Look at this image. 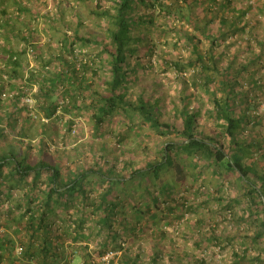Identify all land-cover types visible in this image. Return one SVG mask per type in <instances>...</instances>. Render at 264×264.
Wrapping results in <instances>:
<instances>
[{"label":"trees","instance_id":"obj_1","mask_svg":"<svg viewBox=\"0 0 264 264\" xmlns=\"http://www.w3.org/2000/svg\"><path fill=\"white\" fill-rule=\"evenodd\" d=\"M4 1L0 0V12ZM251 1L107 0V6L102 0L91 14L104 22L105 32L86 36L79 28L70 30L67 10L61 8L68 0H59L55 14L50 11L47 16L49 28L59 32L45 45L32 29L18 46L21 33L0 20V103L24 110L22 116L32 122L0 123V264H225L198 258L195 249L201 255L217 249L222 256L231 249L228 264H264V171L254 160L264 159V135L256 130L264 117L254 115L259 109L253 102L259 94L252 83L256 73L250 64L235 68L239 55L228 58L221 50L243 42L248 50L254 47L258 39L254 29L246 33L251 25L248 15H264V0L253 6ZM72 10L82 27L78 12ZM62 23L64 31L58 28ZM169 34L183 38L188 55L166 58L180 82L181 105H174L165 121L166 99L159 93V82L135 95L132 88L140 80L137 74L149 68L145 57L156 53L159 44H167ZM204 43L207 48L202 49ZM91 46L101 49L93 57L87 54ZM31 49L34 56L29 58ZM142 50L135 64L128 61ZM26 57L36 65L29 66ZM192 87L211 97L206 113L213 117L214 134L203 129V109L191 107ZM11 92L16 94L2 98ZM29 96L35 101V119L23 101ZM79 114L93 122V140L86 143L93 153L84 167L68 152H50L48 147V140L53 142L62 131L67 141ZM61 116L69 118L62 126ZM117 122L127 128L117 131ZM33 126L36 129L30 131ZM145 126L151 131L149 138L155 134L166 140L157 152L139 142L145 145L143 151L156 153L153 160L125 147L129 133L141 139L137 131ZM16 128L14 141L9 135ZM112 135L115 146L109 147L107 138ZM36 138L39 143L33 146ZM94 138L101 139L98 145ZM120 152L128 155L122 165ZM31 153L37 155L34 162ZM207 173L216 178L227 174L240 182V198L228 199L225 209L231 212L232 204L248 201L247 220L257 230L226 236L212 227L206 230L211 222L206 216L186 219L214 199L211 189L204 188ZM190 175L194 181L201 179L197 193ZM180 225L178 235L168 229ZM184 228L188 231L180 234ZM178 236L184 245L177 243ZM251 248L257 254H251ZM110 252L113 259L105 262Z\"/></svg>","mask_w":264,"mask_h":264},{"label":"rangeland","instance_id":"obj_2","mask_svg":"<svg viewBox=\"0 0 264 264\" xmlns=\"http://www.w3.org/2000/svg\"><path fill=\"white\" fill-rule=\"evenodd\" d=\"M51 2L53 1L54 3V7H52V10L50 12L51 14H55L56 12V3L59 0H50ZM63 2V0H61ZM66 1V0H64ZM102 1V0H100ZM99 0H93V2L91 3H84L77 1V0H68V3L63 4V6L61 5V8H64L66 11V15H65V20L69 23L70 25V30L73 32L75 31L77 28L80 29V33L83 35H90L91 33H96V35H101L103 34L104 31V22L101 21L100 18H98L97 16H94L93 14H91L94 9L96 8V6L99 4L100 2ZM263 0H252L251 1V5H255L256 3L260 4V2H262ZM109 2V1H108ZM71 3V4H70ZM243 4V3H242ZM103 5H109V3H107V0H103ZM49 6V5H48ZM76 9V11L79 14L80 17V22L82 23V27L79 26L78 21L76 20V18H74V10L72 9ZM263 14H261L262 16ZM264 18V15H263ZM251 19V26L256 25V27H258L259 23L264 24V21L258 20L256 19L254 16H250ZM38 21V26L41 28L40 30H38V34L39 36L44 39V42L49 41L50 38H52L54 35H56V33L59 32V30H52L49 28V23H47V21L44 23L46 25H48L46 27V25H41L39 19H37ZM65 25V24H64ZM63 23L61 26H59L58 28L60 30L64 31V27ZM260 27V25H259ZM263 30V29H262ZM66 31V30H65ZM254 34H259V32L257 31ZM249 35V33L247 34ZM45 36V37H44ZM168 42L167 44H159V47L156 51V53H154L152 56H146L145 60L146 63L148 65L149 68H147L146 71H140L137 75L139 77L140 80H138V82L136 83L137 85L132 88L134 95L139 93V90L142 87H145L146 90H148L151 87V84L155 81L159 82V86H160V90L159 93H161L162 97H165L166 101L165 103V121L169 120L170 118L169 115L173 113V106H177L180 107L181 103H180V82H178L177 78V74L176 72L170 68V65L166 63V58H174V59H178L181 57H187L188 55V51L186 49V47L183 45V38L180 39L181 37H175L173 34H169L168 36ZM262 42H264V37L260 38ZM240 40V37H238V41ZM182 41V42H181ZM232 38H228L227 42H231ZM246 44V43H245ZM243 45V44H242ZM242 45L236 44L234 43L233 45H229L225 48H222L221 46V50L224 49L226 51V53L229 55L227 56L228 58H230V56H234V55H239V57L237 58V60L235 61L234 67L237 68L240 65H248L250 64L249 68L252 67L251 61H252V57H254L255 52H254V47L252 48V50H248L246 49V47H242ZM18 46H20V43L18 44ZM232 46V47H231ZM19 48V47H18ZM202 49L207 48L206 43H204L201 46ZM220 49V48H219ZM100 47L99 46H91V48H88V55L93 57L94 54L98 53L100 51ZM145 50H142L139 53H136L134 55V57H130L128 59V61L132 62L133 64H135L137 58L139 57H143V53ZM164 51L163 55H160L162 52ZM162 56L163 58H161L160 56ZM252 56V57H251ZM148 57V58H147ZM233 58V57H232ZM231 58V59H232ZM152 64V66L150 65V63ZM33 63V62H32ZM229 62L227 61L225 63V66L228 64ZM33 65V64H32ZM151 66V67H150ZM191 73H189L188 75H190ZM131 78H133L131 76ZM147 92V91H146ZM149 93V92H148ZM190 93L195 94V96L192 97V101H191V107L193 106H197V107H201V109H203V112L201 114L200 120L203 123V126H205L203 129L206 131V133L209 134H214L215 131H217L214 128V121H213V117H209V114L206 113L207 110L211 109L212 105L209 103L211 97L209 94L206 93V91L202 88H194L192 87L190 90ZM256 103V102H255ZM67 120H69V118L67 116H61V119H59L58 123L62 126L63 123H66ZM75 127L74 132L71 134V136L68 137L67 141H65V139H62V136H65V133L62 131L59 133V137H55L53 138V142L48 140V147L50 148L49 151L50 152H61V151H65L68 152L69 154H71L73 157L72 159L74 161L80 160V165L81 166H86L88 165L89 160L86 157H90L92 156V150L89 149V145L86 144L89 140H93L91 133H90V127L92 126V120L89 119L88 115H82L79 114L75 119ZM118 121V120H117ZM123 122H125V120H123ZM116 123L115 124V128L117 131H120L122 129H126V124L125 123ZM18 124H22V123H18ZM36 129V126H33L30 128V131H34ZM61 129H64L63 127H61ZM259 131V133L261 135H264V128L262 126V124L259 123L257 129ZM9 133V129L7 130ZM17 131L18 129L16 128V131L12 134L9 135V137H12V139L14 141H17L16 137H18L17 135ZM138 133L142 132L141 135V139H139L137 137V134L132 132L131 134L129 133V138H128V143L127 146L125 147H129L132 150H134V154L136 156L139 157H150L151 160L154 159V157L156 156V153H154V151L156 150V152L159 149H162L163 144L166 142L165 137H156L155 134H153L152 138H149V136H147L149 134V132H151L148 129V126H145L142 128V130L138 129L137 131ZM31 135H34L33 133H31ZM95 139V138H94ZM108 142H109V147H114V137L109 136L107 138ZM31 141V140H30ZM101 139H95V143L96 145H98V143H100ZM140 141H143L145 145L150 146L152 151H148L145 152L143 151L144 146L141 143H139ZM26 143V142H25ZM33 146H37L38 145V139H34L33 140ZM22 151H24L25 146H22V148H20ZM77 149V150H76ZM98 149V146H97ZM85 152V153H84ZM103 151H97V154L100 155H104ZM117 156L119 158V165L123 164V160L128 158L127 154H122L117 153ZM31 161L34 162L37 158V155L35 153H31ZM184 159L187 158V156H183ZM260 157H255V161H256V165L258 167H260V169H262V171H264V160L263 158ZM111 159H112V155H111ZM191 171V170H190ZM197 180L194 181L191 178V175L189 176V183L193 182L197 184L192 187L193 191L196 190V193L198 191V189L202 188L201 185V179L200 178H196ZM204 179L206 181H204V188L207 189H211V196H214V199H212L209 203L208 206H201L198 213L195 214L194 216H187V218H191L193 220H196L206 216L207 217V221L209 222V226H206V230L211 228L212 229H216L217 230V234H223V235H234V234H240L242 233L243 235H247V231L248 232H253L254 230H257L256 226H254L251 221H249V219L247 220L248 216L246 215V210L248 209L249 206V202L248 201H238L236 203V205L232 204L233 206V210L230 212L228 210L225 209L226 205H228L227 200L228 199H239V194L241 193V185L240 182L233 176H229V175H225L223 178H216L214 176V174L212 173H207L204 176ZM192 180V181H191ZM190 186V184L188 185ZM191 187V186H190ZM204 191V189H203ZM200 194V192H199ZM198 194V195H199ZM186 195V194H185ZM201 195V194H200ZM202 196V195H201ZM222 198L225 202H221L219 200V198ZM203 198L200 197L201 201ZM185 219V220H186ZM244 219V222L243 220ZM237 220L239 223H237ZM183 228L182 225H180V227L178 229H173V227H168V229L173 232L175 235H178L179 231ZM188 230L187 228H184L183 231L180 233H186ZM177 243L180 245H184L183 241L181 239V236H178L177 238ZM191 244L189 245L188 249H190L191 251H193V248L190 247ZM213 248V247H212ZM231 248V247H229ZM213 250L215 252H213ZM196 255H200L197 256L199 257H207V259L210 261L211 259H215L217 261H223L225 264H228V261L230 260L231 256H232V250L228 249L227 251L224 252V256L219 255L217 253V249H212L211 251H208L201 255L200 251L198 249H195L193 251ZM251 254H257L255 251H253V249L251 248L250 251ZM217 255V256H215Z\"/></svg>","mask_w":264,"mask_h":264},{"label":"crops","instance_id":"obj_3","mask_svg":"<svg viewBox=\"0 0 264 264\" xmlns=\"http://www.w3.org/2000/svg\"><path fill=\"white\" fill-rule=\"evenodd\" d=\"M5 1H4V4L2 3V6H1L2 11L0 12L1 13L0 20H4L3 23L5 25L15 26L16 29H18V33H21V36H19L18 44L24 41V38H25L24 34L27 32H30L32 29L33 30L35 29L38 34V30H40L41 28L37 24V19H39L41 25H46L44 23L48 21L49 19L47 18V16L49 15V12L52 10V7H54L53 1L51 2L50 0H13L12 3L11 1L9 2H7V0ZM3 12H6V14L4 15ZM254 15H257L256 19H258L259 14H254ZM250 16L251 15H248V19H250ZM258 20L264 21L263 15L260 16ZM51 25H53V23ZM259 25L258 27H256V25L254 26L250 25L246 29V33H249L251 29H254L255 33L257 31L259 32V34L253 35L258 40H255V44H254V52H255L254 58L255 59L253 60L254 62L253 67H251L250 69H252L253 71L252 73L254 72L256 73L255 81L254 79L252 80L253 82L251 81L254 84L256 82L255 85L258 86L256 93H263L264 92V51L262 52L263 43L260 38L264 37V24L259 23ZM242 34H243V37L245 38L244 33ZM39 44L45 45L46 43L44 42V39H43L42 42ZM243 46L244 47L246 46L244 42H243ZM25 59L29 62V66L30 65L33 66L34 64L36 65L35 61L34 62L31 61L27 57ZM1 63H2V59H0V65ZM15 87L16 86H12L11 88L14 89ZM255 101L256 99H253V102ZM11 110L15 113L14 117H12L13 119L9 118V116L13 113ZM22 113H24V110L16 111L15 107H13V109L8 106L3 107V105L0 103V123H32L28 119H25L22 116L23 115ZM42 123H47V120L42 121Z\"/></svg>","mask_w":264,"mask_h":264},{"label":"built area","instance_id":"obj_4","mask_svg":"<svg viewBox=\"0 0 264 264\" xmlns=\"http://www.w3.org/2000/svg\"><path fill=\"white\" fill-rule=\"evenodd\" d=\"M259 18H260V16H259ZM236 39H238V36L236 37ZM254 44H255V41L253 42V45ZM28 56H29V58H32L34 56V52L32 49L29 50ZM244 87L245 88L247 87L246 82L244 83ZM14 94H16V93H14V92H11L10 94L4 93V94H2V98L6 99L8 95L13 96ZM23 101H24V103H26L28 105L29 109L31 110V112H29L30 117L35 119V113H34L35 101H34V99L29 96V97L24 98ZM255 102L259 105V109L256 110L257 112L256 111L254 112V115L256 114V115H259V116L261 115L262 117H264V92L258 94V98ZM263 128H264V122H263ZM113 257H114V253L110 252L104 257L103 260L105 262H108L109 260L113 259Z\"/></svg>","mask_w":264,"mask_h":264}]
</instances>
